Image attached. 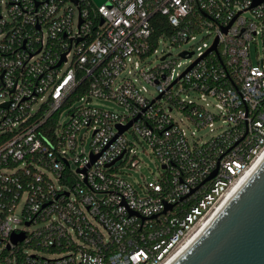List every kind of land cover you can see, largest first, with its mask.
Masks as SVG:
<instances>
[{"label": "built area", "instance_id": "obj_1", "mask_svg": "<svg viewBox=\"0 0 264 264\" xmlns=\"http://www.w3.org/2000/svg\"><path fill=\"white\" fill-rule=\"evenodd\" d=\"M263 153L264 0H0V264H169Z\"/></svg>", "mask_w": 264, "mask_h": 264}, {"label": "water", "instance_id": "obj_2", "mask_svg": "<svg viewBox=\"0 0 264 264\" xmlns=\"http://www.w3.org/2000/svg\"><path fill=\"white\" fill-rule=\"evenodd\" d=\"M95 1L98 5L104 2ZM127 127H120L119 132ZM23 238V233L12 234L13 243ZM171 264H264V159L198 239Z\"/></svg>", "mask_w": 264, "mask_h": 264}, {"label": "rangeland", "instance_id": "obj_3", "mask_svg": "<svg viewBox=\"0 0 264 264\" xmlns=\"http://www.w3.org/2000/svg\"><path fill=\"white\" fill-rule=\"evenodd\" d=\"M247 17H250L248 13H245ZM206 36V33L202 32L196 35L195 40L191 41L188 44L181 45V46H173V47H168V43L166 42H159L157 45V51L155 54L151 55L147 59V64L146 66L151 67L154 66L158 63V58L161 55L162 51H170L173 56H177L181 50L188 48L190 45H197L200 44L201 40L204 39ZM205 40L210 41V38H205ZM251 57L253 62H256V59L259 57L261 58L263 56L262 53V45L258 41L257 42V49L255 48V45L252 44L251 46ZM177 61L184 62V59L179 58ZM184 63H182L183 67ZM181 67V68H182ZM181 68H176V71H179ZM149 94L155 95L156 90L152 86H148ZM91 104L93 106L101 107L104 109H109L113 110L116 112H123L124 109L116 104L115 102L111 100H105V99H97L93 98L91 100ZM174 116H178V114L173 113ZM64 117V116H63ZM200 136H203L202 139L207 138V130H202L199 131L198 133ZM89 141H90V134L87 135L85 144L83 146L85 151H88L89 149ZM144 150L141 148L139 149V166L136 168H125L124 169V177L125 179L130 182L133 187L140 193L141 192V186H144L145 184H152L157 177H159L160 174V164L158 160L156 159L155 155L153 154L151 148L147 145L144 144ZM22 204H20L17 209H16V216L19 217V213L21 211ZM36 226H30L27 228V230H31L35 228ZM45 257H49L47 253L43 254Z\"/></svg>", "mask_w": 264, "mask_h": 264}, {"label": "bare ground", "instance_id": "obj_4", "mask_svg": "<svg viewBox=\"0 0 264 264\" xmlns=\"http://www.w3.org/2000/svg\"><path fill=\"white\" fill-rule=\"evenodd\" d=\"M264 159V153L263 155L258 159V161L256 162V164L252 167V170L249 172L248 175H246L243 180L241 181V183L233 190L230 191L228 193V195L226 196L222 206L207 220L206 223H204V225L202 227H200L197 231H195V233L189 237L186 242L184 243L183 247L179 250V252L177 253V255L175 256V258L169 262V264H171L177 257H179L186 249H188L190 247V245L196 241V239H198V237L201 235V233L204 231V229H206V227L211 223L212 219L218 214V212L222 209V207L224 205H226V203H228L230 201V199L238 192L240 191V189L245 185V183L247 182V180L255 173V171L258 169L260 163L263 161Z\"/></svg>", "mask_w": 264, "mask_h": 264}]
</instances>
